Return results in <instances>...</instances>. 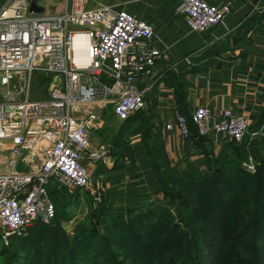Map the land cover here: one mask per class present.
I'll return each mask as SVG.
<instances>
[{
	"label": "built area",
	"instance_id": "built-area-1",
	"mask_svg": "<svg viewBox=\"0 0 264 264\" xmlns=\"http://www.w3.org/2000/svg\"><path fill=\"white\" fill-rule=\"evenodd\" d=\"M91 1L66 0L60 14L33 16L31 0H0V239L6 245L34 220L54 216L50 183L69 193L93 192L87 164L112 159L111 145L91 142L90 131L102 124L93 107L111 104L122 122L146 107L154 87L163 53L153 44V24L119 3ZM179 9L189 32L198 34L232 12L228 0H182ZM34 72L52 76L46 98L30 97ZM17 81L23 98L3 99ZM171 115L165 129L176 128L184 141L194 133L223 134L236 143L250 133L248 116L230 109L216 114L201 105L190 122L176 108ZM257 134L264 137V126ZM252 160L244 163L250 172ZM95 186L103 190L101 179Z\"/></svg>",
	"mask_w": 264,
	"mask_h": 264
},
{
	"label": "trees",
	"instance_id": "trees-1",
	"mask_svg": "<svg viewBox=\"0 0 264 264\" xmlns=\"http://www.w3.org/2000/svg\"><path fill=\"white\" fill-rule=\"evenodd\" d=\"M139 111L120 122L119 136L110 143L113 168L132 173L138 160V169L150 175L154 182L149 184L157 185V189L146 193L143 184L132 181L125 191H103L96 205L98 212H87L84 223L78 226L79 231L70 236L78 247L72 253H65L55 250V246L44 253L41 245L48 246L52 234L58 238L63 234L55 225L57 220L74 216L67 212L71 206L80 209L87 196L80 188L69 193L50 183L54 216L49 222L34 220L25 235L10 236L7 245L0 239V264H43L45 258L49 264H124L120 243L131 238V233L143 234L149 225L157 227L159 232L145 234L151 243L139 240L146 252L143 259L146 264H205L208 259L205 254L211 258L213 251L222 250L227 256L221 264H264V137L256 135L259 130L249 128L254 136L247 143L228 140L217 155L204 149L205 157L196 166L178 170L169 165L161 149L158 124H146L144 120V125L137 127L142 134L141 141L130 143L133 125L144 118ZM190 118H187L189 122ZM202 137L194 133L191 140L200 143ZM249 154L256 164L252 175L241 165ZM124 157L128 158V164L123 161ZM201 164L206 169L200 170ZM105 165L103 161L98 163L99 171L94 177L106 169ZM240 180L245 182L244 187L236 192L225 190L233 189V184ZM123 192L128 196L125 204L119 197ZM118 202L121 205L115 207L114 203ZM96 220L103 225L101 235L94 233ZM162 220L169 222L163 224ZM94 241L101 244L92 246ZM26 246L34 248L33 253Z\"/></svg>",
	"mask_w": 264,
	"mask_h": 264
},
{
	"label": "crops",
	"instance_id": "crops-1",
	"mask_svg": "<svg viewBox=\"0 0 264 264\" xmlns=\"http://www.w3.org/2000/svg\"><path fill=\"white\" fill-rule=\"evenodd\" d=\"M96 1L119 3L138 18L150 21L155 30L153 44L163 53L162 59L156 62L154 87L145 98L146 107L139 111L144 118L132 127L131 144L141 141L142 134L137 127L144 125V120L146 124H158L161 149L169 165L182 170L196 166L205 157L204 149L219 154L230 139L219 134L204 136L196 144L193 140H182L176 128L165 129L167 122L172 121L174 108L187 118L201 105L208 106L216 114L230 109L234 114L248 116L251 131H260L264 126V0H228L231 14L223 23L199 34L187 29L184 14L179 9L182 0ZM185 57L190 58V63L184 61ZM250 134L252 139L254 133ZM122 159L128 164V158ZM103 162L106 169L97 178L101 179L104 192L125 191L132 181L143 184L146 193L158 187L149 184L154 181L146 171L138 169V160L132 173L113 168L112 159ZM87 165L97 174L98 163ZM199 166L200 170L206 169L205 164ZM120 171L125 172L120 174ZM119 197L123 204L127 203L125 192Z\"/></svg>",
	"mask_w": 264,
	"mask_h": 264
},
{
	"label": "rangeland",
	"instance_id": "rangeland-1",
	"mask_svg": "<svg viewBox=\"0 0 264 264\" xmlns=\"http://www.w3.org/2000/svg\"><path fill=\"white\" fill-rule=\"evenodd\" d=\"M65 1L66 0H40L39 3L42 6H44V11L29 12V14L33 16H41L45 14H48V15L60 14L62 13L64 9ZM95 2L96 0H92L89 3V6H92ZM50 82H52V76L50 74L45 75V74H40L38 72H34L32 81L30 83L31 85L30 97L31 98H46L48 95V89L50 87ZM7 90H9V92L5 96H3V99L7 101L22 99L24 96L23 81L14 82L8 89L5 90V93L7 92ZM93 108L95 111L96 110L99 111L100 117L102 118V124L98 128L92 129L90 131L89 135L91 138V142L93 145L100 144V143L111 145L110 143L114 142V140L119 136L117 132H118V128L120 127V122L117 120V118L113 116L112 105L100 103L98 106L95 105ZM249 157L253 159L252 161L255 164L254 158L251 155ZM249 157H247L244 163L248 161ZM243 167L245 168L246 171H248V169L246 168L244 164H243ZM17 169L20 171H25V168H23L21 164L17 166ZM255 170H256V167H255ZM93 171L94 170H92L91 172L90 170V175H91L90 178L92 180L93 192H90V191L84 192V194H87V196H86V199L84 198V201L81 202L82 204H81L80 209L78 208L74 209L71 206L70 211H68L67 213H70V214L74 213V216L71 215L72 217L70 219L60 218L59 220H57L55 225L58 229H60L58 231L59 232L61 231L63 234L61 233L62 235L60 236V238L54 237V234H52L49 237L50 239H49L48 246L41 245V247H43L42 250H44V253L51 251L55 246H56L55 250H59L65 253H70V252L72 253V251H74L78 247L73 244L70 236L74 235L75 232L77 233L79 231L80 228H78V226H81L84 223L85 221L84 216L87 212H91V211L98 212V210L96 209V205L100 203L101 198H102V193H103V190H98L95 186V181L99 179L97 177H94ZM254 172L248 171L250 175L254 174ZM102 180L104 179L102 178ZM233 185H235L233 189L225 188V190L228 192H232V191L236 192L238 188L244 187L245 182H241L240 180L239 182L234 183ZM164 194L165 193H163L162 197L164 196ZM175 203L178 204V201H175ZM118 205H121V203H118V204L114 203L115 207H118ZM181 217L187 218V215H183ZM168 222L169 220H164L162 223L166 224ZM97 223L98 222L96 220V223H94L95 225L94 233L97 232V234L101 235L102 233H104L103 232L104 229L102 227L103 225L101 226L100 224H97ZM27 229L24 231L23 235L27 233ZM150 232L154 235H157L159 231H158V228L155 227L154 225L153 227L150 225L145 226L143 234L137 235L138 232L136 234L131 233V238L125 239L122 243H120L119 248L122 250V253H124L125 255L124 264H146L143 261L145 257L144 254L146 252H144V250L141 248L139 244V240L140 238H142L144 241L151 243L152 240H150L147 236H145L146 233H150ZM100 244L101 243L94 241V245L92 246H99ZM29 247L30 246H26L25 248L28 249V252H32L34 248L32 249L30 247L29 249ZM212 253L213 254L211 258H209L210 255L205 254L206 258H208V259H205L204 261L205 264H221L222 261H224L227 256V252L225 250L217 251V252L213 251ZM73 263L78 264V262H73ZM102 263H105V260H103ZM28 264H33V263L29 262ZM43 264H49V259L45 258L43 261ZM171 264H175V263H171Z\"/></svg>",
	"mask_w": 264,
	"mask_h": 264
},
{
	"label": "water",
	"instance_id": "water-1",
	"mask_svg": "<svg viewBox=\"0 0 264 264\" xmlns=\"http://www.w3.org/2000/svg\"><path fill=\"white\" fill-rule=\"evenodd\" d=\"M39 1L40 0H31V2H30V10L31 11H33V12H42V11H44V6H42L39 3ZM250 139H251V134L247 133L244 136L243 142L247 143Z\"/></svg>",
	"mask_w": 264,
	"mask_h": 264
}]
</instances>
